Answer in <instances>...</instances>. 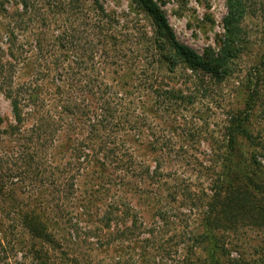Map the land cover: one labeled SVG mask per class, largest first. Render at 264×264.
I'll return each mask as SVG.
<instances>
[{
	"label": "rangeland",
	"instance_id": "obj_1",
	"mask_svg": "<svg viewBox=\"0 0 264 264\" xmlns=\"http://www.w3.org/2000/svg\"><path fill=\"white\" fill-rule=\"evenodd\" d=\"M0 1L2 65L13 84L30 86L22 124L0 90V129H9L0 130V180L16 190L11 200L0 197V264H208V202L226 175L227 153L240 169L234 174L264 184V0H244L240 38L218 76L159 61L162 51L152 42L158 28L138 0H99L103 12L94 0H36L27 12L20 3ZM155 1L178 41L207 58L221 55L227 0ZM8 25L17 39L14 58L4 52ZM169 90L185 97L169 98ZM103 91L106 100L110 92L121 96L119 115L135 109L144 116L143 133H120L134 172L90 163L76 174L73 191L64 192L70 212L54 216L52 172L73 159L74 143L100 112ZM39 108L61 131L49 129L38 154H14L21 138L11 128L35 139L28 132ZM261 190L255 192L264 197ZM17 198L35 204L50 230L59 227L65 239L58 251L42 250L20 225L12 207ZM117 204L123 216L103 226L104 212ZM129 226L135 233L122 235ZM216 237L217 264H264L262 224L221 228Z\"/></svg>",
	"mask_w": 264,
	"mask_h": 264
},
{
	"label": "trees",
	"instance_id": "obj_2",
	"mask_svg": "<svg viewBox=\"0 0 264 264\" xmlns=\"http://www.w3.org/2000/svg\"><path fill=\"white\" fill-rule=\"evenodd\" d=\"M11 1L20 3L23 10L27 12L33 7L36 0ZM138 1L142 9L152 17V20L158 28L159 37L152 42L157 50L162 51L158 54L159 61L167 63L170 66H175L177 62H181L192 72L206 70L215 76L219 75L222 67L227 64L228 58L234 53L232 51H234V46L240 38V23L247 8L244 0H227L228 13L223 19L226 32V46L221 52V55L218 54L216 57L211 55L209 58L200 55L191 46L182 43L175 38L166 16L155 0ZM1 2L2 1H0V13L3 5ZM94 2L103 12L104 8L99 0H94ZM1 17L0 14V18ZM4 25L6 24L3 23V26ZM8 28V31L5 28V30H3L4 32H2V34L5 33L4 38L6 50L4 52L14 58L17 48V39L14 28H11L10 25H8ZM0 50V52H3L2 46H0ZM11 65L12 64H10V66ZM6 70L7 68L2 65L0 53V90H3L5 95L11 101L15 120L18 124H22L24 121V101L27 99L25 96H28L26 90L29 89L30 86H28V84L16 86L11 80V76L13 75L7 73ZM58 89L59 92L62 93V87L58 86ZM31 92L29 98L35 99L36 97H33V95L36 96L37 94H33V89ZM106 93V91L99 92L100 99H103L100 106V112L97 113V117H94L93 122H90L88 133L85 138L80 139V142L74 143L72 154L73 159L62 168H56L55 172H52L53 178L50 182V192L53 193H51V198L54 202L52 206V211L55 212L54 216L64 217L70 212L69 202L66 200V196H63L64 192L67 190L73 191L76 174H80L79 171L81 170L85 171L90 163L96 162L98 163L97 167L101 168V166L107 161L113 163L116 168H121L127 172H134L135 163L133 154L126 147L125 140L121 137L120 133L123 131H133L139 135L143 133L142 120L144 116L135 109L128 111L125 116L119 115L118 113L123 107V104L119 107L116 98L120 99L121 96H119L117 91L110 92L107 94L108 99L106 100L104 98ZM167 94H169V98L181 99L185 97L182 93L177 95L173 90H169ZM35 114L37 118H35L34 125L28 132L33 135L35 139H26V136L23 135L22 129L19 127L13 126L11 128L9 134L13 137L17 136L19 139L21 138V142H18V150L14 154H20V150L21 153L26 151V153L32 152L33 154H38L43 147L42 144L48 139V130L50 129V131L55 132L61 131L62 124L51 117H46L48 116V113H43L39 108L35 111ZM46 118L49 119L50 122H48ZM0 130L2 132L9 131V129ZM60 147H63V145ZM1 158L2 155H0V159ZM226 160L230 161V164L227 166L228 169L225 173V177L222 179L220 185H217L215 188L217 190V196L214 195L208 202L209 215H207V225L205 224L207 228L204 231L205 236L210 238V246L206 248L209 257L208 264H217V256L214 251L220 247L216 237V231L218 229L225 228L226 230H235L241 223L248 222L262 224L264 226V197L258 196L255 192L262 187L264 188V184L258 183L257 185L254 178H250V176H247L246 174L242 173V177L238 176V174H234V169H237L238 171H240V169L235 165L230 151L226 155ZM15 191V188L7 187V185L0 180V197L2 199H6V197L9 196L8 198L11 200V198H13L12 194L15 193ZM54 192L57 194H54ZM261 193L264 194V191L261 190ZM13 204L14 206L12 207L14 209L17 207L19 211L20 225H23V227L28 230V233L32 238L39 240L43 244L42 250L45 249L47 252L50 250L58 251L61 247L59 244L65 239L61 237L63 234L57 232L59 227L57 226L50 230V225L53 224L49 221L46 215L39 211L35 204L23 202L22 199L19 200L18 198ZM111 208L112 209L104 212L102 218V221L104 222L103 226L109 228L111 227L112 222L119 220L124 214V212L119 210L118 204ZM128 212L130 213V211ZM160 215H162L161 211ZM69 221L71 222V220ZM72 224L75 226L77 225V222ZM134 225H136V223ZM132 226L126 228L127 230L124 229L122 235L129 237L128 233H135L132 230ZM77 229L78 227L76 230ZM57 233L59 234L58 238L56 237ZM75 234L76 233H74V235ZM99 236L105 237L104 234H100ZM222 250L227 251L224 246ZM36 255L39 257V252H35L34 256ZM214 260L216 262H214ZM43 263L55 264L54 262L45 261H43Z\"/></svg>",
	"mask_w": 264,
	"mask_h": 264
}]
</instances>
